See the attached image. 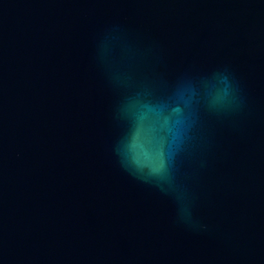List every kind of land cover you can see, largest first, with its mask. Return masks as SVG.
Returning <instances> with one entry per match:
<instances>
[{
    "label": "water",
    "instance_id": "1",
    "mask_svg": "<svg viewBox=\"0 0 264 264\" xmlns=\"http://www.w3.org/2000/svg\"><path fill=\"white\" fill-rule=\"evenodd\" d=\"M0 264H264V0H0Z\"/></svg>",
    "mask_w": 264,
    "mask_h": 264
}]
</instances>
